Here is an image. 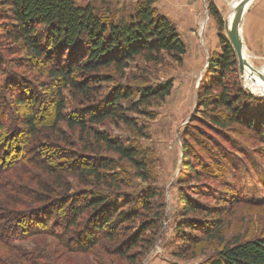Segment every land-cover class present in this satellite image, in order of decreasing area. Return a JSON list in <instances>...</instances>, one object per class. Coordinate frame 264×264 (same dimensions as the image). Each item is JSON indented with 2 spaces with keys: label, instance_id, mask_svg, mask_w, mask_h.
<instances>
[{
  "label": "trees",
  "instance_id": "1",
  "mask_svg": "<svg viewBox=\"0 0 264 264\" xmlns=\"http://www.w3.org/2000/svg\"><path fill=\"white\" fill-rule=\"evenodd\" d=\"M156 1L142 0L127 18L115 19L75 0H0V264L57 260L60 251L14 244L37 235L53 237L69 253L99 248L110 264H139L153 246L160 217L147 216L157 194L148 151L112 136L106 125L123 123L146 136L131 114L153 118L146 108L171 92L170 80L132 84L126 76L137 58L180 64L186 53ZM209 12L221 51L210 58L211 81L198 86L203 115L191 118L193 130L186 133L197 148L185 142L182 150L187 174L179 180L181 220L171 242L172 255L181 259L189 258L201 235L223 242L220 216L192 200L185 188L190 181L210 179L246 201H263L230 186L208 146L213 136L228 138L235 124L264 133V99L239 84L236 54L212 1ZM132 179L143 185L127 189ZM104 257L96 264H105ZM205 264H264V232L233 237Z\"/></svg>",
  "mask_w": 264,
  "mask_h": 264
},
{
  "label": "rangeland",
  "instance_id": "2",
  "mask_svg": "<svg viewBox=\"0 0 264 264\" xmlns=\"http://www.w3.org/2000/svg\"><path fill=\"white\" fill-rule=\"evenodd\" d=\"M75 1L81 5L91 4L98 13L118 19L127 18L142 0ZM210 1L216 6L224 22L232 17L234 6L239 0H157L155 2L158 13L166 16L176 27L186 45V53L180 64L167 57L157 63H147L137 58L126 70V76L132 84L145 82L143 84L156 85L170 80L171 92L163 101H153L146 108V111L153 114V118L131 114L136 118L138 125L145 127L146 136H137L123 123L106 125L112 136L129 143L137 142L148 151L147 159L152 169L150 182L157 194L152 199V211L147 216H154V212H157L160 225L153 246L145 253L139 264H205L233 237L251 238L264 232V133L235 124L229 129L228 138L213 136L208 146L213 149V157L219 159L217 162L221 166L220 170L225 181L230 186H237L236 188L245 198L263 201L260 204L246 201L230 188L214 185L210 179L199 178L190 181L185 188L192 200L202 203L220 216L222 220L220 236L223 242L217 238L203 240L201 235L189 258L181 259L171 253L175 228L181 220L178 201L179 180L186 178L187 174L182 165L183 145L188 142L197 148L186 133L193 130L190 126L191 118L194 115H203V107H198V86L201 83L207 85L211 81L212 75L208 71L209 61L221 51L217 23L209 12ZM260 2L264 4V0H252L241 22V37L247 60L258 69L264 64V6L259 5ZM222 34L226 36L225 28ZM235 76H238L239 84L246 92L256 99H264V91L260 88L264 86L263 84H253L245 74L242 77L239 69ZM134 77L136 80L133 79ZM230 78L233 80L232 77ZM127 79L121 82H127ZM106 90L103 89V92ZM64 93L67 96L68 106L73 105L75 101L71 100L67 91ZM261 133L263 137L260 136ZM232 141L236 143L235 148L230 146ZM198 149L200 150L199 147ZM200 152L203 156V151ZM192 164L199 168L194 158ZM73 184L76 185L75 182ZM131 185L134 186L127 189H135L143 183L138 179H132ZM206 190L210 192V196L205 195ZM194 216L197 217V214ZM214 227L215 224L211 225V229ZM14 244L26 249L38 247L44 253L60 251L62 255L51 264H96L98 256L106 257L99 248L89 253L66 252L53 237L45 235L32 236ZM109 260L110 258H107L105 264H110ZM19 264L28 263L19 262Z\"/></svg>",
  "mask_w": 264,
  "mask_h": 264
},
{
  "label": "water",
  "instance_id": "3",
  "mask_svg": "<svg viewBox=\"0 0 264 264\" xmlns=\"http://www.w3.org/2000/svg\"><path fill=\"white\" fill-rule=\"evenodd\" d=\"M250 1L251 0H239L236 3L230 21H224V28L227 39L236 54L238 69L242 74V77H244V68H248L251 74L255 73L264 81V73L261 72L258 68L251 65L247 58L244 56V48L241 37V22L246 6Z\"/></svg>",
  "mask_w": 264,
  "mask_h": 264
},
{
  "label": "bare ground",
  "instance_id": "4",
  "mask_svg": "<svg viewBox=\"0 0 264 264\" xmlns=\"http://www.w3.org/2000/svg\"><path fill=\"white\" fill-rule=\"evenodd\" d=\"M251 1H252V0H251ZM251 1L247 4L246 9L248 8V6H249V4L251 3ZM246 9H245V10H246ZM243 15H244V14H243ZM230 19H231V18H230ZM230 19L227 18L226 20L229 22ZM244 56L247 58V56H246V54H245V51H244ZM260 69H261V70H260ZM260 69H259V70H260L261 72L264 73V64H263V66H262ZM244 71H245V73H244L245 76H246L249 80H251V81L253 82V84H257V85L263 84V85H264V81H263L259 76H257L255 73L251 74L248 68H244ZM260 88H261V91H264V86H261Z\"/></svg>",
  "mask_w": 264,
  "mask_h": 264
},
{
  "label": "crops",
  "instance_id": "5",
  "mask_svg": "<svg viewBox=\"0 0 264 264\" xmlns=\"http://www.w3.org/2000/svg\"><path fill=\"white\" fill-rule=\"evenodd\" d=\"M252 2V1H251ZM259 5H261V6H264V4L263 3H259ZM166 15V14H165ZM167 16H170L169 14H167Z\"/></svg>",
  "mask_w": 264,
  "mask_h": 264
}]
</instances>
